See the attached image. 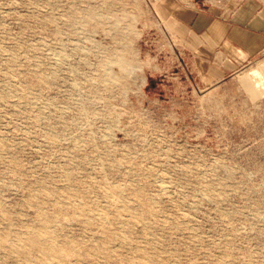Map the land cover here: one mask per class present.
<instances>
[{
    "label": "rangeland",
    "instance_id": "rangeland-1",
    "mask_svg": "<svg viewBox=\"0 0 264 264\" xmlns=\"http://www.w3.org/2000/svg\"><path fill=\"white\" fill-rule=\"evenodd\" d=\"M242 1L0 0V264H264V51L183 44Z\"/></svg>",
    "mask_w": 264,
    "mask_h": 264
},
{
    "label": "crops",
    "instance_id": "crops-1",
    "mask_svg": "<svg viewBox=\"0 0 264 264\" xmlns=\"http://www.w3.org/2000/svg\"><path fill=\"white\" fill-rule=\"evenodd\" d=\"M184 16L193 34L183 44L204 85L225 79L264 51V0H243L222 18L198 11Z\"/></svg>",
    "mask_w": 264,
    "mask_h": 264
},
{
    "label": "bare ground",
    "instance_id": "bare-ground-1",
    "mask_svg": "<svg viewBox=\"0 0 264 264\" xmlns=\"http://www.w3.org/2000/svg\"><path fill=\"white\" fill-rule=\"evenodd\" d=\"M120 238V237H119ZM44 255V254H43Z\"/></svg>",
    "mask_w": 264,
    "mask_h": 264
}]
</instances>
